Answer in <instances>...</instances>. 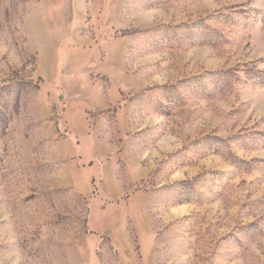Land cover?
<instances>
[{
    "label": "rangeland",
    "instance_id": "374dc122",
    "mask_svg": "<svg viewBox=\"0 0 264 264\" xmlns=\"http://www.w3.org/2000/svg\"><path fill=\"white\" fill-rule=\"evenodd\" d=\"M0 264H264V0H0Z\"/></svg>",
    "mask_w": 264,
    "mask_h": 264
}]
</instances>
